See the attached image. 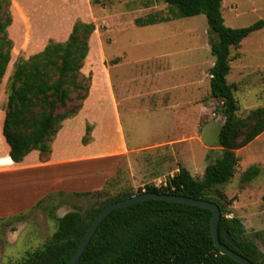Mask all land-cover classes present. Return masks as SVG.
<instances>
[{
    "label": "rangeland",
    "instance_id": "374dc122",
    "mask_svg": "<svg viewBox=\"0 0 264 264\" xmlns=\"http://www.w3.org/2000/svg\"><path fill=\"white\" fill-rule=\"evenodd\" d=\"M134 4H139L140 10L122 19L113 16ZM0 9L8 7L0 2ZM150 14L157 18L169 17L171 21L144 27L132 25L134 18H146ZM225 16L232 25L229 27L242 28L262 19L264 11L246 14L234 21L227 12ZM92 23L96 29L90 37V58H86L84 66L111 67L115 83L126 79L128 93L135 97V107L133 116L123 110V121L129 140L137 147L122 158L105 189L83 195L59 192L24 214L1 219L0 264H21L29 252L42 248L56 231L58 219L66 213H84L109 198L140 194L146 191L147 185L161 186L182 166L202 178L207 165L222 153L219 132L225 117L222 100L212 97L210 92V69L215 57L211 51L214 35L207 16L178 17L177 10L163 0L108 1L103 4V18ZM13 41L12 58L0 95L5 109L8 80L16 61L40 52L30 48L37 40ZM231 57L228 82L236 86L238 116L248 118L253 110L264 107V30L251 34L234 47ZM190 63L195 65L188 66ZM81 74L91 82L88 72L81 71ZM78 93L71 95L73 101L69 108L80 102ZM180 97L181 102L195 98L181 103L176 101ZM182 106L187 107L181 110L176 124V117L170 114ZM157 107L163 110H153ZM236 154L239 161L233 178L216 190L225 195L222 203L227 216L242 220L247 236L264 254V132L237 149ZM83 187L76 186L79 190ZM215 196L213 192L212 197Z\"/></svg>",
    "mask_w": 264,
    "mask_h": 264
},
{
    "label": "trees",
    "instance_id": "16d2710c",
    "mask_svg": "<svg viewBox=\"0 0 264 264\" xmlns=\"http://www.w3.org/2000/svg\"><path fill=\"white\" fill-rule=\"evenodd\" d=\"M116 0H91L105 4ZM177 10L178 17L204 14L214 35L211 51L216 58L210 69L211 96L222 100L225 121L219 132L221 155L207 165L203 177H195L188 168L180 167L161 186L147 185L146 192H159L202 198L216 202L221 210V241L257 264H264V254L246 234L242 220L229 218L216 187L233 178L239 158L236 150L254 141L264 132V107L251 112L248 118L238 116L236 86L228 82L232 49L252 33L264 29V19L254 24L232 28L225 24L222 0H163ZM7 10L0 9V86L12 58L14 41L8 33L12 23L11 1L0 0ZM150 14L138 18V26L166 22ZM92 22L77 20L65 41L50 39L45 48L28 59L20 58L8 82V103L3 134L10 145L13 161H22L32 150L43 157L51 153L52 142L63 122L79 113L89 95L91 82L81 74L90 51V37L95 31ZM91 81V79H89ZM84 90L82 94L78 92ZM78 93L79 103L69 108L71 95ZM5 98V95H4ZM2 98V99H4ZM90 126L84 142H88ZM143 193L144 191H140ZM216 196L212 197V193ZM78 192L76 194H90ZM132 193L109 198L101 206L84 213L70 211L58 219V227L49 242L31 251L21 264H68L84 234L101 210ZM212 211L181 202L146 199L112 211L98 227L77 264H241L215 245L211 232ZM228 231L238 247L225 236Z\"/></svg>",
    "mask_w": 264,
    "mask_h": 264
},
{
    "label": "crops",
    "instance_id": "0c3cea01",
    "mask_svg": "<svg viewBox=\"0 0 264 264\" xmlns=\"http://www.w3.org/2000/svg\"><path fill=\"white\" fill-rule=\"evenodd\" d=\"M10 1L12 23L8 27V33L15 42L20 39L37 40L30 45L31 50L36 49L34 52L45 48L47 44H43V40H67L77 20L94 22L103 18V4H99L100 8H97V4H93L91 0ZM116 1L132 3L134 0ZM139 6L134 4L123 13L113 16L122 19L131 12L140 10ZM261 10L264 11V0H222V14L227 26L229 24L225 12L234 21L238 17ZM138 18L140 17L133 19L132 25H137ZM89 58L90 52L87 60ZM82 72L91 75L89 95L79 113L63 122L47 157H43L38 150H32L22 161H13L10 145L3 134L5 111L0 102V220L24 214L59 192H93L105 189L109 180L117 173L122 158L137 147L129 140L123 121V110L133 116L135 107V97L128 93L126 79L121 78L115 83L111 67L103 68V65L97 68L85 65ZM210 82L211 75L209 84ZM3 91L1 85L0 95ZM193 98L195 97L181 102L180 97L176 101L187 103ZM186 107L178 108L177 112L171 111L170 115L177 119L176 124L181 110ZM158 108L163 110L161 107L153 110ZM88 126L91 127L89 140L84 142ZM77 184H82L85 189H77Z\"/></svg>",
    "mask_w": 264,
    "mask_h": 264
},
{
    "label": "water",
    "instance_id": "95a60500",
    "mask_svg": "<svg viewBox=\"0 0 264 264\" xmlns=\"http://www.w3.org/2000/svg\"><path fill=\"white\" fill-rule=\"evenodd\" d=\"M146 199H162V200H169V201H175V202H181V203H186V204H192L196 206H201L208 208L212 211V220H211V232H212V237L214 239L215 245L219 248L220 252L222 254L229 255L232 257L234 260L238 261L241 264H257L250 259L246 258L245 256L241 255L234 249L230 248L226 244H224L221 239H220V230H219V225H220V220L222 217V210L220 206L211 200H206L202 198H192V197H187L183 195H177V194H168V193H159V192H146L144 191L143 193L133 195L130 197H127L122 200H118L116 202H112L105 206L101 212L96 216V218L93 220V222L90 224L89 228L87 229L86 233L84 234L75 254L73 257L70 259L68 264H77L78 261L80 260L81 256L83 255L85 249L89 245L91 239L93 238L94 234L96 233L98 227L101 225L103 220L114 210L122 207L129 206L133 203L146 200ZM225 236L227 238V241L233 245L234 247H238V244L236 240L232 237V235L226 231Z\"/></svg>",
    "mask_w": 264,
    "mask_h": 264
}]
</instances>
